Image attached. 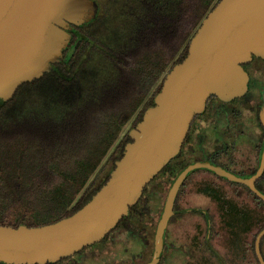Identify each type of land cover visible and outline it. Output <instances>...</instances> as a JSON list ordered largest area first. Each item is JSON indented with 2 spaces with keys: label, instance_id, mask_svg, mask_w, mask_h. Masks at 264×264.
<instances>
[{
  "label": "trees",
  "instance_id": "16d2710c",
  "mask_svg": "<svg viewBox=\"0 0 264 264\" xmlns=\"http://www.w3.org/2000/svg\"><path fill=\"white\" fill-rule=\"evenodd\" d=\"M217 2L107 0L93 18L72 24L71 51L65 48L52 69L21 83L8 100L0 98V224L17 226L25 215L30 226L52 222L90 199ZM182 156L163 167L167 190L188 162ZM263 226L264 220L253 234L256 264L254 238ZM263 242L264 236L261 252Z\"/></svg>",
  "mask_w": 264,
  "mask_h": 264
},
{
  "label": "water",
  "instance_id": "95a60500",
  "mask_svg": "<svg viewBox=\"0 0 264 264\" xmlns=\"http://www.w3.org/2000/svg\"><path fill=\"white\" fill-rule=\"evenodd\" d=\"M97 10L95 0H0V98L8 100L21 83L48 71L68 42L69 23L81 24ZM251 54L264 57V0H218L191 36L184 58L165 74L154 104L128 131L131 140L124 144L106 182L81 207L55 221L31 226L0 224V260L54 262L101 240L129 213L146 184L178 155L193 116L203 111L209 95L230 101L245 93L249 77L241 63ZM259 118L264 127V95ZM263 167L264 145L260 165L248 178L207 160L184 166L166 193L149 261L118 264L157 263L164 229L175 212V195L189 171L209 168L247 184L264 200L254 185ZM263 236L264 226L254 238L260 264H264Z\"/></svg>",
  "mask_w": 264,
  "mask_h": 264
},
{
  "label": "flooded vegetation",
  "instance_id": "af4514ba",
  "mask_svg": "<svg viewBox=\"0 0 264 264\" xmlns=\"http://www.w3.org/2000/svg\"><path fill=\"white\" fill-rule=\"evenodd\" d=\"M95 1L98 4L97 13H99L101 3L100 0ZM69 24L71 27L66 28V31L70 36L73 23ZM73 44L69 37L67 44L62 48L58 61L63 58L64 49L67 48V52L71 51ZM58 61L52 62L50 69ZM241 65L249 77L245 93L230 101H223L215 94L209 95L203 111L193 116L177 157L180 159L183 154L182 158L188 159L187 164L198 160H207L236 176L248 178L257 171L260 165L264 145V127L259 118V109L264 95V57L251 54V58L242 62ZM199 151L207 157L199 159ZM199 169L203 171L208 169L215 176H223L209 168H197L189 172ZM168 173L162 168L151 181L158 179V185L163 190L167 183ZM160 176L163 177L162 180ZM197 176L198 173L189 175V183L185 184L182 181L177 190L173 203L175 212L169 217L164 229L163 247L156 264H192L193 262L206 264L207 261L209 264L212 262L213 264H237L241 244L237 242L236 234H233L234 241L228 249H221L215 242L220 226L227 225L231 229L232 224H227L225 216L235 210L230 209L218 198L199 192L201 188L196 190L199 180ZM260 177L264 178V167L254 181L255 187L264 194V185L258 186L257 183ZM235 184L241 187L233 190L234 197H237L239 201L245 198L256 209L264 210V200L247 184L238 181ZM165 197L166 194L162 196L160 208L156 210L152 200L148 198L146 187L137 201V207L133 212H130V217L117 223L101 240L70 255L60 257L54 262L32 264L132 263L134 258L142 256L148 257L145 262L149 261L153 252L156 225ZM1 208L0 206V210ZM184 212L189 214V225L182 218ZM21 220V223L28 225L32 218L25 215ZM170 221L171 225L169 226ZM184 224L189 226L190 240L178 243L174 231ZM133 243L138 245L136 253L133 252L130 258L119 256V254L129 251ZM226 252H230L233 258L227 256ZM225 257L228 258V261L225 260ZM0 264L14 263L0 260Z\"/></svg>",
  "mask_w": 264,
  "mask_h": 264
},
{
  "label": "rangeland",
  "instance_id": "374dc122",
  "mask_svg": "<svg viewBox=\"0 0 264 264\" xmlns=\"http://www.w3.org/2000/svg\"><path fill=\"white\" fill-rule=\"evenodd\" d=\"M106 1L107 0H100V3L104 5ZM128 127L129 125L126 124L123 128V131L126 130ZM198 154H199V159H204L207 157L201 151H199ZM194 173H198L197 177H199L196 190L201 188L199 192H204L209 196H214L215 198H218L219 201L226 204V206H228L230 209L235 210L233 211V213H229L228 215L225 216L227 219L226 220L227 224H232L231 229L228 228L227 225L220 226L218 228L219 235L215 237V242L217 243V245H219V247L223 250L225 248L227 249L230 248L232 242L234 241L233 234H236L237 242L241 244V249L239 251L237 264H256L255 257L251 250V245L253 243V234L256 232L258 224H260L261 221L264 220V210L256 209L251 204V202L245 200V198H242L239 201L237 197H234L232 195V192L234 189H237L241 186L235 184L236 181L232 179H226L224 176H219V175L215 176L213 173L208 171V169H205L204 171L202 169H199L197 171L188 172L183 180V183L184 182L185 184L189 183V175H192ZM160 179L162 180L163 177ZM167 185L168 184L166 183L165 188H163L162 190V188L159 187L158 185V179L152 180L147 185L148 198L152 200V203L155 205L156 210L160 208L162 196H164L166 194V191H168ZM183 214L184 216H182V218L184 222H188L189 225L188 212H184ZM170 225H171V221L169 222V226ZM188 225L184 224L182 225V227H178V230L174 231L176 233L175 238L178 243H184L188 239L190 240ZM137 247L138 245L133 243L132 248L129 251L123 254H119V256L130 258L133 252L135 253L137 252L138 250ZM261 253L264 258V242L262 245ZM226 254L230 258H233L230 252L229 253L226 252ZM147 258H148L147 256L136 257L134 258V260H132V263H142L145 262ZM225 260L228 261V258L225 257Z\"/></svg>",
  "mask_w": 264,
  "mask_h": 264
}]
</instances>
